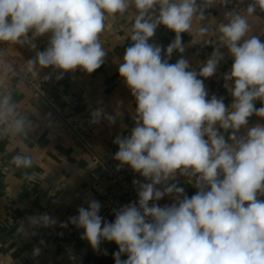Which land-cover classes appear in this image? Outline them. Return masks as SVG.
Listing matches in <instances>:
<instances>
[{
	"label": "clouds",
	"instance_id": "clouds-1",
	"mask_svg": "<svg viewBox=\"0 0 264 264\" xmlns=\"http://www.w3.org/2000/svg\"><path fill=\"white\" fill-rule=\"evenodd\" d=\"M227 2L0 0V43L35 49L34 40L50 34L46 49L37 51L27 68L37 72L51 67L59 72L57 80L77 68L90 74L101 67L107 51L100 36L108 19L130 7L136 10L128 35L133 43L118 68L135 100L134 127L129 135L113 140L118 146L113 158L119 162L117 170L127 165L146 182L133 180L138 200L113 209V222L100 215V201L86 198L78 215L59 223L61 228L71 224L83 229L81 239L94 252H100L103 241L114 242L115 264H264V199L260 198L264 197V124L237 135L251 116L264 118V41L251 35L249 23L257 8L264 11V0H251L246 9L225 13L227 23H220L214 32L219 34L218 47L199 72L189 70L183 56L169 63L173 52L185 51L181 33L192 35L194 21L205 20L206 7ZM160 25L176 34L166 49L149 43ZM195 32L197 42H209L207 26ZM219 47L226 48L233 60L223 76L233 97L230 107L223 97L208 98L204 81L198 78L216 74L224 59ZM44 79H51V74ZM258 100L262 106L257 109ZM101 119L110 125L116 122L102 107L91 111L90 124ZM32 128L14 93L0 87V137L27 139ZM219 129L231 130L227 140ZM10 163L30 169L34 159L21 148ZM178 172L197 189L190 198L177 183H167ZM166 195L174 202L159 206L156 202ZM26 219L32 229L58 223L47 213ZM40 253L41 248L34 246L33 257Z\"/></svg>",
	"mask_w": 264,
	"mask_h": 264
},
{
	"label": "crops",
	"instance_id": "crops-1",
	"mask_svg": "<svg viewBox=\"0 0 264 264\" xmlns=\"http://www.w3.org/2000/svg\"><path fill=\"white\" fill-rule=\"evenodd\" d=\"M201 2L197 0L198 4ZM135 11L134 7H130L129 11L108 19L106 29L100 36L107 51L101 67L90 74L77 68L69 72L65 82L48 89L49 100L61 108L62 116L49 104L33 96L24 76L7 67L8 63L15 64L24 68L31 79L47 82L44 79L47 68L29 72L27 61L33 59L37 51L46 49L50 34L37 37L34 40L35 49L28 45L0 43V87L14 93V99L33 125L27 139L0 137V151L3 154L0 166V264H115L113 253L118 251V247L114 242L103 241L100 252H94L88 242L81 239L83 229L71 224L61 228L59 223L78 215L77 209L86 198L101 202L100 215L108 222L115 219L113 209L130 203L106 178L96 181L91 176V157L95 152L117 168L119 162L113 157L118 146L113 140L117 135H129L134 127L135 100L120 77L118 68L126 48L133 43L128 35ZM229 11L226 4L215 3L206 7L205 20L193 23V34L181 33L184 53L173 52L169 63H175L181 56L198 67L206 62L218 47L216 40L219 34L214 35V32L220 23H227L225 13ZM249 23L252 26L251 35L264 41V11L257 8L254 15L249 17ZM201 25L209 28L205 37L208 43L203 40L197 42L200 38L195 29ZM175 35L160 25L149 43L166 49ZM219 51L224 59L218 65L216 74L204 85L206 90L212 88L218 98L223 97L225 105L230 107L233 97L224 87L223 76L230 71L233 60L226 48L219 47ZM3 55L7 62L2 60ZM255 106L258 109L262 104L258 100ZM98 107L115 116L116 122L110 125L101 119L98 124H90L91 111ZM67 124H79L78 133H72ZM257 124H264V118L251 116L248 125L242 127L237 135H245L248 128ZM219 131L227 140L231 130ZM21 148H26L33 156L34 165L30 169H18L10 163ZM122 168L129 167L125 165ZM167 183H177L189 198L197 191L189 178L179 172ZM164 186L157 187L162 189ZM173 202V197L166 195L156 203L163 207ZM42 213L56 218L57 225L46 228L33 240L27 239L21 225H24L27 217ZM41 240L44 241L43 245L39 244ZM64 242L68 244L62 245ZM34 246L41 248L39 256L33 257ZM70 255L75 260L70 259Z\"/></svg>",
	"mask_w": 264,
	"mask_h": 264
},
{
	"label": "built area",
	"instance_id": "built-area-1",
	"mask_svg": "<svg viewBox=\"0 0 264 264\" xmlns=\"http://www.w3.org/2000/svg\"><path fill=\"white\" fill-rule=\"evenodd\" d=\"M251 3V0H228L226 3L228 9L230 11H242L247 8L248 4ZM3 59L5 62L8 60L6 59V56L3 55ZM7 64V63H6ZM8 69L16 70L20 75L24 76L28 83L30 84L32 94L35 98L41 99L47 104H49L59 115L61 114V108L55 104L52 103L48 98V89L52 88L60 83H63L67 80V77L69 76V72L65 73L63 75V78L60 80L56 79V76L59 74L58 71H53L51 67L47 68V75L51 74V79L47 80V82L39 81V80H33L29 76H27V73L25 72L24 68H20L19 66H16L15 64L8 63L7 64ZM11 67V68H10ZM200 67L190 63V69L189 70H195L199 72ZM202 79L204 82L208 81L209 78H203L198 77ZM208 98H211L212 95L215 94V91L212 88H208ZM68 129L72 132L77 134L79 124H67ZM3 163V154L0 151V166ZM91 164L93 165V169L91 171V176L96 180L100 181L102 178H106L109 183L114 186L118 192L126 198L128 202H136L138 200L137 197V188L133 185V180H139L140 182H146L142 176L139 175V173L133 172L130 168H120L117 170L114 164L110 163L107 159L103 158L97 153H93L91 157ZM151 203V202H150ZM46 230V228H37L32 229L28 226L27 219L24 220L23 225V235L27 239L33 240L36 238L39 234L43 233ZM35 231L36 235H32V232ZM68 242H64L62 245H67Z\"/></svg>",
	"mask_w": 264,
	"mask_h": 264
}]
</instances>
